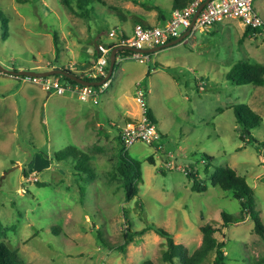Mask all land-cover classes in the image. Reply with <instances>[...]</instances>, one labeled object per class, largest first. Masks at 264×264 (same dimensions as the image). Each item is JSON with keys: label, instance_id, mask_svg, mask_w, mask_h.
Listing matches in <instances>:
<instances>
[{"label": "rangeland", "instance_id": "rangeland-1", "mask_svg": "<svg viewBox=\"0 0 264 264\" xmlns=\"http://www.w3.org/2000/svg\"><path fill=\"white\" fill-rule=\"evenodd\" d=\"M104 1L107 5L97 3L90 16H81L61 0H0V61L8 68L66 66L88 74L98 43H109L111 30L138 22L133 13L139 3ZM144 1L162 2L159 9L165 12L173 3ZM254 4L264 16V0ZM246 29L238 19H226L150 53L147 62L127 58L126 70L117 68L98 104L50 93L35 79L0 69V241L28 264H142L147 259L171 264L164 259L166 237L147 225L171 231L192 253L203 241L201 225L214 222L222 227L216 235L225 243L227 263L263 257L264 239L250 217L224 225L222 210L240 216V201L212 184L206 191L192 190L184 169L191 165L206 177L208 155L215 157L211 172L222 165L235 168L254 187L264 222V145L248 141L234 108L246 103L263 117L250 132L264 142V84L238 85L227 78L237 61L264 64V38ZM140 78L148 89L147 105L165 133L160 141L127 149L142 162L145 211L138 196L127 200L121 179L110 173L121 127L115 123L142 116L135 92ZM28 92L31 99L23 94ZM69 145L90 155L92 170L77 169L80 159L72 156L57 158L55 153ZM129 228L133 239L124 251L119 245ZM214 258L215 253L205 264Z\"/></svg>", "mask_w": 264, "mask_h": 264}, {"label": "trees", "instance_id": "trees-1", "mask_svg": "<svg viewBox=\"0 0 264 264\" xmlns=\"http://www.w3.org/2000/svg\"><path fill=\"white\" fill-rule=\"evenodd\" d=\"M134 1L136 3L142 4L147 8L152 7V5H150L146 1ZM190 1L191 0H174L173 7H185L189 4ZM61 2L71 12H74L81 16H90L92 12L91 10L95 9V5L97 3L107 5L104 0H61ZM120 15L123 17V20H126V17L123 14ZM5 22L7 23L8 20L5 19ZM121 32L125 33V30L121 29ZM246 32L250 33L249 27H247ZM100 43H98V45ZM108 44L112 45L113 43L109 42ZM115 47H117L116 44H114V48ZM133 52L134 51L131 49H123L118 51L114 72L119 67V57L121 56L124 59L130 58ZM98 55L99 52L96 53L95 58H97ZM64 68L70 72H74L86 79H89L87 73L85 72L79 73L66 66ZM55 75H57L63 80L76 82L75 80L70 79L66 75ZM21 76L23 78L27 77L26 75ZM227 78L238 85L248 83L263 85L264 64L258 62L252 63L249 61L242 60L237 61L227 72ZM234 108L238 122L244 129V134L248 137V141L258 142L260 145H264L263 141H259L258 138L250 132L251 129L257 128L260 125V123L263 121V117L246 103L235 105ZM147 111L149 117L155 122H158L153 110L149 106ZM117 149L118 151L115 153V157L110 159L112 161V169L110 173L113 175L114 178L121 179L122 185L124 186L126 191L127 200H131L138 196V206L145 211L144 202L141 200L140 197V182L143 181L142 162L141 160L133 158L128 154V148L126 147L122 139L121 132L119 135V145ZM55 154L59 160H66L71 156L76 159H80V161L75 165L77 169L81 171L92 170V166L90 165V155L79 147H77L76 145H69L64 149L57 151ZM214 158L215 157L213 155H208L206 159H204V171L205 174H207V178L201 176L200 171L195 170L193 166H185L184 169L186 170V174L189 180L192 182V190L206 191L209 185L212 184L213 186L221 188L222 190L228 191L233 197L237 198L240 201L241 215L236 216L228 210L223 209L222 216L224 219V225L226 227H229L230 225H234L244 221L246 217H250L255 224V231L264 239V222L260 215V210L257 208V198L254 187L249 183L246 176L239 174L235 168L229 165L218 166L213 172H211V166L213 165L212 161L214 160ZM146 228H155L158 233L166 237L167 249L164 252V259L166 261H169L171 264H205L207 259H209L214 253L215 258L210 264H229L225 261V253L222 249L225 243L220 240V238L216 235L217 232L222 230V227L218 226L214 222H206L201 225V230L203 232V241L202 244L198 248H196L192 253L185 244L177 242L173 233L167 230L166 228L155 225L154 223L147 225ZM143 230H145V228ZM143 230H141L140 232H143ZM132 233L133 229L129 228V232L127 231L125 234L124 243L119 245L120 249L126 251L127 244L133 239ZM0 264L28 263L25 261V259L21 257L17 249H13L6 242L0 241ZM142 264L155 263L151 259H147ZM250 264H264V256L251 261Z\"/></svg>", "mask_w": 264, "mask_h": 264}, {"label": "built area", "instance_id": "built-area-1", "mask_svg": "<svg viewBox=\"0 0 264 264\" xmlns=\"http://www.w3.org/2000/svg\"><path fill=\"white\" fill-rule=\"evenodd\" d=\"M204 2L206 3L194 22L195 15ZM254 3L255 0H191L185 7L174 8L171 16L163 24L146 25L138 22L135 24L132 34L113 29L109 33L110 43L113 44L109 45L103 41L98 45L99 55L91 66V72L87 74L88 80L101 81L108 76L114 44L137 48L156 47L176 39L188 29H191V34H193L197 29H210L214 25L231 18L238 19L245 27H249L251 34L260 35L264 38V16L256 9ZM133 51L130 58L142 62L151 59L148 52ZM119 59L124 58L120 56ZM27 77L41 82L45 89L50 92L58 94L71 93L82 101H93L97 104L100 102L101 94L105 93L111 84V78L102 84H84L78 81H66L54 76ZM147 94L146 87L142 85L141 81L138 82L137 99L142 105V116L139 119L125 121L120 128L122 139L127 148L137 142L151 144L163 139L162 130L147 113ZM170 152L173 155V151Z\"/></svg>", "mask_w": 264, "mask_h": 264}, {"label": "water", "instance_id": "water-1", "mask_svg": "<svg viewBox=\"0 0 264 264\" xmlns=\"http://www.w3.org/2000/svg\"><path fill=\"white\" fill-rule=\"evenodd\" d=\"M206 2H204L198 9L195 18H194V22L196 20L197 15L199 14V12L201 11L202 7L205 5ZM191 34V29H188L186 32H184L181 36L177 37L176 39H173L171 41H169L168 43H166L165 45H160V46H156V47H152V48H137V47H133V46H129V45H124V46H117L112 50L111 53V62H110V67H109V74L108 76L101 81H91L88 80L74 72H70L66 69L63 68H53L50 70H35V69H15V68H8L5 65L2 64V62L0 61V69L2 71H6L8 73H11L12 75H26V76H30V77H47V76H52L54 74H62V75H66L68 76L70 79H73L75 81L84 83V84H102L103 82H105L107 79H109L113 72H114V67L117 61V53L119 50H123V49H131V50H138V51H143V52H148V53H152V52H156V51H160L165 47H169L172 45H175L177 43H180L181 41L185 40L189 35Z\"/></svg>", "mask_w": 264, "mask_h": 264}, {"label": "crops", "instance_id": "crops-1", "mask_svg": "<svg viewBox=\"0 0 264 264\" xmlns=\"http://www.w3.org/2000/svg\"><path fill=\"white\" fill-rule=\"evenodd\" d=\"M142 1H144V0H142ZM161 3V6H163V7H165L164 6V4L162 3V2H160ZM160 3L157 1V2H152V3H149L150 5H152V7L151 8H147V7H144V8H142L140 5H142V4H138V5H136V6H138V12L137 13H133V15H135V16H137V19H138V22H141L140 20H143V22H141V23H143V24H146V25H158V24H163L170 16H171V12H172V10L174 9V0H173V3L171 4V6H170V9L167 11V12H165V11H163V10H160L159 8H160ZM240 21V20H239ZM137 22V23H138ZM131 23V22H130ZM152 23H154V24H152ZM242 23V22H241ZM243 24V23H242ZM133 26V25H132ZM135 26V25H134ZM134 26L133 27H131V25H129L128 26V28H125L124 30H125V33L126 34H132L133 33V29H134ZM215 26V25H214ZM247 28V27H246ZM178 44V43H177ZM176 45V44H175ZM173 46V45H172ZM169 47H171V46H169ZM152 48V47H151ZM165 48H167V47H165ZM164 49V48H163ZM156 52H158V51H156ZM126 59L127 58H125V59H122V60H120V63H119V67H118V69L119 70H123V71H125L126 70V67H125V64H124V62L126 61ZM158 63L159 62H156V64L157 65H155V67H154V70H156V69H158V67H159V65H158ZM164 65V64H163ZM91 66H92V64L90 63L89 64V68H91ZM21 68H24V69H34L35 67L34 66H30V68H28V67H26V66H22ZM53 69V68H52ZM117 69V70H118ZM36 70V69H35ZM113 74H114V72H113ZM113 74H112V76H113ZM148 74H151V69L148 71ZM142 82L143 83V78H140V80H138L137 82H136V91L135 92H137V83L138 82ZM203 83H205V81H203ZM147 89V88H146ZM48 91V90H47ZM147 91H148V89H147ZM48 92H50V91H48ZM50 93H54V92H50ZM23 94H26L27 96H28V98L29 99H31V94L28 92V94L27 93H23ZM116 94H117V92H114L112 95H113V97H111L112 98V102H114V99L116 100ZM136 94V93H135ZM75 96V95H74ZM77 97V96H76ZM115 103V102H114ZM140 117V116H139ZM138 117H131V116H125V120H124V122L125 121H128L129 119H131V120H134V119H137ZM157 124H158V122H157ZM115 125H117L118 127H120L121 125L120 124H117V123H115ZM159 126V125H158ZM121 128V127H120ZM160 128V127H159ZM163 132V131H162ZM165 134V133H164Z\"/></svg>", "mask_w": 264, "mask_h": 264}]
</instances>
